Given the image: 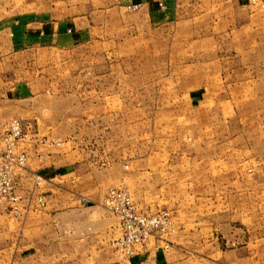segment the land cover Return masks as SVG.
Returning <instances> with one entry per match:
<instances>
[{"label": "rangeland", "instance_id": "obj_1", "mask_svg": "<svg viewBox=\"0 0 264 264\" xmlns=\"http://www.w3.org/2000/svg\"><path fill=\"white\" fill-rule=\"evenodd\" d=\"M23 2L0 0V18L14 14L11 7L17 10ZM243 2L249 6L238 14V29H229L235 21L227 23L228 17L219 22L227 28H208L207 23L201 29L199 24L185 28L178 12L177 21L164 28L116 30L111 40L121 44L97 46L91 61H76L71 52H49L52 59L42 65L51 90L44 110L5 102V86L23 75L3 62L0 152L12 119L22 121L27 136L58 111L71 115L73 110H56L63 102L62 86L75 84L73 76L62 79V67L108 71L113 75L106 79L122 81L117 92L76 95L81 102L94 99L96 110H78L91 121L75 126V162L95 171L101 181L92 197L103 198L119 225L109 242L114 254L125 257L117 253L121 217L108 205L110 192L117 190L129 194L143 215L169 214L164 236L148 243L176 245L191 264H264V0ZM126 10L136 18L141 8ZM197 29L199 37L212 42L193 43L190 33ZM35 64L32 71L40 66ZM57 123L38 145H60ZM37 159L43 164L42 155ZM33 180L38 186L45 178L35 172ZM18 191L25 196L20 179ZM83 196L86 205L88 195ZM20 207V215L11 217H23L25 203Z\"/></svg>", "mask_w": 264, "mask_h": 264}, {"label": "crops", "instance_id": "obj_2", "mask_svg": "<svg viewBox=\"0 0 264 264\" xmlns=\"http://www.w3.org/2000/svg\"><path fill=\"white\" fill-rule=\"evenodd\" d=\"M240 1L24 0L17 10L11 7L14 14L0 18V64L6 62L8 67L23 75L21 80L5 86V102L19 107L27 103L28 110H44L49 106L51 90H48L47 68H42L52 59L49 52L63 55L71 52L76 61L84 57L91 61L97 46L121 44L111 40L116 37L113 34L116 30H120L118 34L132 28H164L177 21L178 12L183 13L185 28L199 24L201 29L203 23H207L208 28H227L219 22H225L224 17H228L227 23L235 21L229 29H238V14L249 6ZM158 2L163 3L162 9ZM132 4L141 5L136 18L129 16L126 10ZM199 29L192 30L191 41L212 42L213 38L199 37ZM36 61L40 66L32 71ZM61 69L62 79L73 76L75 84L62 86L63 102L56 110L73 111L71 115L58 111L55 117L36 123L25 135L22 149L30 159L20 184L28 199L23 217L14 219L9 213H3L0 219V264H191L183 249L176 245L165 247L157 240L139 247L131 257L114 254L109 242L119 225L104 206L103 198L92 197L101 181L95 171H86L84 163L75 162V126L91 121V117L82 116L78 110L94 112L96 103L92 98L81 102L76 95L117 92L122 81L106 79L113 74L105 70L87 68L71 72ZM118 75L120 72L115 76ZM52 123L61 127L58 135L62 141L55 149L37 144L52 134ZM102 153H106L105 150ZM40 155L44 158L43 164L37 159ZM80 156H83L81 152ZM35 172L45 178L38 186L33 180ZM40 195L44 207L37 202ZM83 195H88L86 205H82Z\"/></svg>", "mask_w": 264, "mask_h": 264}, {"label": "built area", "instance_id": "obj_3", "mask_svg": "<svg viewBox=\"0 0 264 264\" xmlns=\"http://www.w3.org/2000/svg\"><path fill=\"white\" fill-rule=\"evenodd\" d=\"M159 5L163 6L162 3ZM140 8V4L128 6L131 10ZM24 128L20 119H12L2 136L4 149L0 152V219L3 213L19 216L20 204L27 201L18 191L19 179L28 161V154L20 147L25 138ZM37 202L41 207L45 206L41 196H38ZM108 205L121 217L123 235L118 240L117 253L125 257L135 255L137 248L144 246L150 239L164 236L165 228L171 224L167 212L152 216L139 213L129 194L123 191L112 190Z\"/></svg>", "mask_w": 264, "mask_h": 264}]
</instances>
